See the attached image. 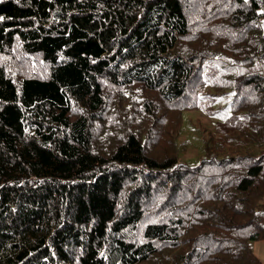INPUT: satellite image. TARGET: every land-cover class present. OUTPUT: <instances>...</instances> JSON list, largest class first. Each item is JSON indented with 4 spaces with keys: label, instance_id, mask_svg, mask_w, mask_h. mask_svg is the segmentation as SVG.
Wrapping results in <instances>:
<instances>
[{
    "label": "trees",
    "instance_id": "obj_1",
    "mask_svg": "<svg viewBox=\"0 0 264 264\" xmlns=\"http://www.w3.org/2000/svg\"><path fill=\"white\" fill-rule=\"evenodd\" d=\"M262 238L264 0H0V264H262Z\"/></svg>",
    "mask_w": 264,
    "mask_h": 264
},
{
    "label": "rangeland",
    "instance_id": "obj_2",
    "mask_svg": "<svg viewBox=\"0 0 264 264\" xmlns=\"http://www.w3.org/2000/svg\"><path fill=\"white\" fill-rule=\"evenodd\" d=\"M220 116H207L201 110H187L182 113V123L175 136L179 160L187 164L197 163L204 152L203 141L214 129ZM203 140V141H202ZM254 253L264 264V238L250 241Z\"/></svg>",
    "mask_w": 264,
    "mask_h": 264
}]
</instances>
